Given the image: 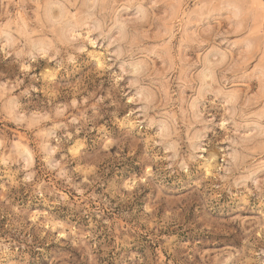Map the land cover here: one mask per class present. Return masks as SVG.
Segmentation results:
<instances>
[{
	"label": "rangeland",
	"instance_id": "obj_1",
	"mask_svg": "<svg viewBox=\"0 0 264 264\" xmlns=\"http://www.w3.org/2000/svg\"><path fill=\"white\" fill-rule=\"evenodd\" d=\"M0 264H264V0H0Z\"/></svg>",
	"mask_w": 264,
	"mask_h": 264
}]
</instances>
